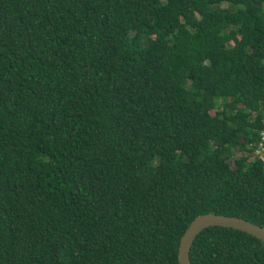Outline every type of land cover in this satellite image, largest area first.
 <instances>
[{"label": "trees", "instance_id": "obj_1", "mask_svg": "<svg viewBox=\"0 0 264 264\" xmlns=\"http://www.w3.org/2000/svg\"><path fill=\"white\" fill-rule=\"evenodd\" d=\"M262 132L264 0H0V264H178L198 214L264 228ZM188 258L264 243L209 226Z\"/></svg>", "mask_w": 264, "mask_h": 264}, {"label": "water", "instance_id": "obj_2", "mask_svg": "<svg viewBox=\"0 0 264 264\" xmlns=\"http://www.w3.org/2000/svg\"><path fill=\"white\" fill-rule=\"evenodd\" d=\"M264 173V155L261 157ZM209 226H223L246 232L264 243V228L238 216L216 213L198 214L192 218L182 232L177 246L178 264H190L188 251L195 235Z\"/></svg>", "mask_w": 264, "mask_h": 264}, {"label": "rangeland", "instance_id": "obj_3", "mask_svg": "<svg viewBox=\"0 0 264 264\" xmlns=\"http://www.w3.org/2000/svg\"><path fill=\"white\" fill-rule=\"evenodd\" d=\"M221 5H222L223 7L226 6L225 3H222ZM262 142L264 143V140H262ZM259 148H260V147H259ZM259 148H258V149H259ZM258 149H257V150H258ZM257 150H256V151H257ZM259 154H262V156L264 155V145H263V144H262V149H260Z\"/></svg>", "mask_w": 264, "mask_h": 264}, {"label": "built area", "instance_id": "obj_4", "mask_svg": "<svg viewBox=\"0 0 264 264\" xmlns=\"http://www.w3.org/2000/svg\"><path fill=\"white\" fill-rule=\"evenodd\" d=\"M262 140H264V133L263 132L261 133V143H260L261 149H262V144L264 145V143L262 142Z\"/></svg>", "mask_w": 264, "mask_h": 264}]
</instances>
